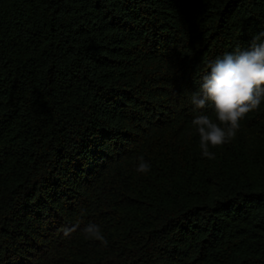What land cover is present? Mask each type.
I'll use <instances>...</instances> for the list:
<instances>
[{
    "label": "trees",
    "instance_id": "16d2710c",
    "mask_svg": "<svg viewBox=\"0 0 264 264\" xmlns=\"http://www.w3.org/2000/svg\"><path fill=\"white\" fill-rule=\"evenodd\" d=\"M261 32L264 0H0V264H264V101L214 159L191 103Z\"/></svg>",
    "mask_w": 264,
    "mask_h": 264
},
{
    "label": "clouds",
    "instance_id": "9594fccd",
    "mask_svg": "<svg viewBox=\"0 0 264 264\" xmlns=\"http://www.w3.org/2000/svg\"><path fill=\"white\" fill-rule=\"evenodd\" d=\"M264 32L253 38L248 50L227 52L207 65L208 71L202 76L197 92L191 95V103L197 110L211 106L213 118L201 112L192 120L200 137L202 155L214 159L209 147H219L230 142L240 128V121L250 112L258 110L264 101V42H258ZM137 171L147 173L150 165L140 157ZM79 225L63 229L65 237L75 232ZM86 238L108 241L99 226L89 224L83 229Z\"/></svg>",
    "mask_w": 264,
    "mask_h": 264
}]
</instances>
